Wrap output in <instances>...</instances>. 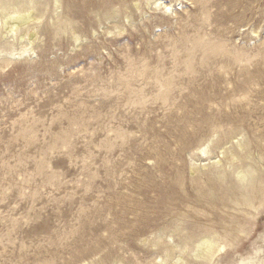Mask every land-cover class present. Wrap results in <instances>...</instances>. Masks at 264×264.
I'll use <instances>...</instances> for the list:
<instances>
[{
	"label": "rangeland",
	"instance_id": "1",
	"mask_svg": "<svg viewBox=\"0 0 264 264\" xmlns=\"http://www.w3.org/2000/svg\"><path fill=\"white\" fill-rule=\"evenodd\" d=\"M19 1L0 10V264H214L212 235L221 264L253 253L264 0H35L18 25Z\"/></svg>",
	"mask_w": 264,
	"mask_h": 264
},
{
	"label": "bare ground",
	"instance_id": "2",
	"mask_svg": "<svg viewBox=\"0 0 264 264\" xmlns=\"http://www.w3.org/2000/svg\"><path fill=\"white\" fill-rule=\"evenodd\" d=\"M23 1L22 0L19 1L20 5ZM13 2H18V0H5V1H3L2 3H0V10L4 12L6 10V8L11 3L13 4ZM25 2H27V4L29 5L28 6L29 8L27 7L28 9H26V10H23L21 12L18 11L16 13H14L15 17L13 19L15 21H17L18 25L26 24V22L30 21L33 18L32 17V11L35 10L36 2H35V0H27V1L25 0ZM55 3L58 4L59 0H55ZM164 8L168 11L170 10V7L164 6ZM9 9H10V7H9ZM13 31H15V30L13 29ZM25 52L26 51H24V53ZM198 153L200 155H206L207 154L206 148L202 147V148L198 149ZM232 158L233 157H231V159ZM238 176L241 178L240 179L241 182L250 181L252 178L250 173H245V172L241 173ZM217 240H218L217 235H212L203 241H199V244H198L199 251H197L196 253H198L200 255H204L209 263L221 264L219 262L220 260L218 259L217 254L219 252L223 251L225 246L219 245ZM259 240H260L261 244L258 246L255 245L256 247L254 248L253 253H251L247 256L236 255L235 258H233V261L231 263L228 262V264H264V232L261 235H259ZM253 247H254V245H253ZM247 259H250V261H248L246 263L241 262L242 260H247ZM228 261H230V259Z\"/></svg>",
	"mask_w": 264,
	"mask_h": 264
}]
</instances>
